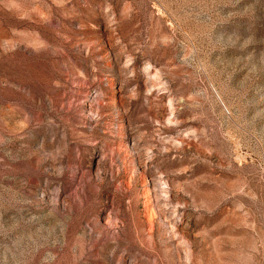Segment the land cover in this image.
Masks as SVG:
<instances>
[{"label": "rangeland", "instance_id": "374dc122", "mask_svg": "<svg viewBox=\"0 0 264 264\" xmlns=\"http://www.w3.org/2000/svg\"><path fill=\"white\" fill-rule=\"evenodd\" d=\"M0 264H264V0H0Z\"/></svg>", "mask_w": 264, "mask_h": 264}]
</instances>
